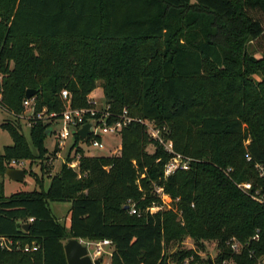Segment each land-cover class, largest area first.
<instances>
[{
	"label": "trees",
	"instance_id": "1",
	"mask_svg": "<svg viewBox=\"0 0 264 264\" xmlns=\"http://www.w3.org/2000/svg\"><path fill=\"white\" fill-rule=\"evenodd\" d=\"M0 74V106L14 116L0 124L12 139L0 152V264H67L70 238L110 240V264H208L203 241L216 243L214 264L264 255V204L237 186L264 190L254 167L264 162V0H0ZM98 81L108 120L132 118L119 152L81 155L78 172L63 163L45 188L41 165L39 189L6 195L10 162L42 157L53 133L40 119L23 133L26 90L34 115L59 114L63 89L70 107H89ZM134 118L154 123L188 169L165 177L171 154ZM50 202L69 203L68 225ZM185 237L195 248L169 253Z\"/></svg>",
	"mask_w": 264,
	"mask_h": 264
},
{
	"label": "built area",
	"instance_id": "2",
	"mask_svg": "<svg viewBox=\"0 0 264 264\" xmlns=\"http://www.w3.org/2000/svg\"><path fill=\"white\" fill-rule=\"evenodd\" d=\"M0 74V79H1ZM61 96L65 101V109L60 112L59 114L55 112L45 113V109L40 112H37L35 115L33 113V98H26L23 101V106L25 109L29 108V116L27 118L28 126H30L33 119L35 120H47L54 123L53 132H55V137L57 141H59L60 145L66 144L67 140L70 139V145L73 143V136L77 133L78 129L84 125L85 123H90L89 132L85 138H81L79 140V146H86L92 148H103L104 142L103 137L104 135H112V134H119L121 128L126 125L130 120L126 114V110L124 109L121 116L112 119L109 121V117H111V113L108 111V107L104 105L103 107L98 108L95 106L96 101L92 99V97H88V102L91 103L92 106L89 107H82V108H72L70 107V95L66 89L61 91ZM0 100H1V92H0ZM99 114V115H98ZM89 115V119L85 120V117ZM98 115V116H97ZM141 123H143L147 129V132L150 138L157 140L161 145H163L164 149L171 154V157L164 165V176H168L173 173L177 169H188L189 167V158L183 156L180 153H176L173 150L171 140L164 141L162 135L160 134L159 128L148 120H141L135 119ZM57 128V129H56ZM69 149V148H68ZM74 153L70 159H66L65 157L62 158V163H65L68 167L72 168L76 172L79 169V162L81 155ZM247 160H250L251 157L246 154L245 155ZM26 160H12L10 162V166L14 165H21ZM254 167L257 171L258 177L264 180V162H256ZM237 186L244 191L245 193L249 194L250 197L259 202L264 204V190L263 185H257L253 187L250 182H245L241 184H237ZM253 189V190H252ZM156 192L160 195L162 202L168 204L170 198L168 195L162 192L161 188H157ZM151 211L155 210V207L150 209ZM131 212L134 213L135 209L131 208ZM29 220H32L30 218ZM84 243L88 246L93 244L94 251L92 253L93 257H97L102 252L111 254V251L105 250L104 246L111 245V241L108 239H101L96 241H87L85 240ZM230 248L234 252H238L240 250V243L236 241L234 238L228 240L227 242ZM35 248V247H33ZM27 249V248H25ZM222 264H234L231 261L223 260L221 261ZM257 264H264V255H261L257 258Z\"/></svg>",
	"mask_w": 264,
	"mask_h": 264
},
{
	"label": "rangeland",
	"instance_id": "3",
	"mask_svg": "<svg viewBox=\"0 0 264 264\" xmlns=\"http://www.w3.org/2000/svg\"><path fill=\"white\" fill-rule=\"evenodd\" d=\"M89 98L92 97L94 101H96L95 106L98 108L103 107L104 100H103V92L100 85V82H97V87L92 91V93L89 94ZM29 108L25 109L24 113L20 116L21 120V126L23 133L28 137L29 133V126L27 122V118L29 116ZM14 116L9 113L6 109H4L2 106H0V124L5 120H13ZM57 129V128H56ZM55 132L50 134L44 139V147L46 148V153L43 154L42 157L34 158V160L26 159L21 165H14L9 167H15V168H22L25 171V177L24 180L21 182L14 181L10 179L8 176H5L3 179L4 182V193L6 195H9L16 191H30L33 189H39L38 186L34 182V176L33 174L37 175L38 177H41V173L43 172L40 169L41 165H44L45 171L43 172V187L45 188L49 182V176H52L54 173H56L62 163V158L65 157H72L73 152L80 154V155H88V156H97V155H114L117 154L119 151L117 150V144L120 143V135L118 133L112 134V135H104L103 142L104 147L103 148H92V147H86L79 146L80 143L72 144L71 148H69L70 145V139L67 140L66 144L60 145L59 141H57L55 137ZM12 139L9 136L8 132L0 127V152L2 151L3 147L6 145H11ZM55 148L57 149L56 151ZM80 149L81 151H79ZM147 150L149 152L153 151V145H149L147 147ZM77 154V155H78ZM48 177V178H47ZM49 206L52 210V213L59 219L61 223H64L68 225L69 223V216H68V208L69 203L67 202H50ZM85 240H81L82 243H84ZM85 244V243H84ZM204 245V251H201V255L205 257H209L213 260V258L216 255V243L215 241H203ZM88 253L89 255L95 259L98 257L102 258L101 264H110V254L109 253H101L97 257H93L92 253L94 251L93 244L88 245ZM105 250L112 251L113 246L112 245H106L104 246ZM177 248H195V244L193 240L190 237H185L182 242L176 243L174 245H171L168 248L169 253L175 251Z\"/></svg>",
	"mask_w": 264,
	"mask_h": 264
},
{
	"label": "water",
	"instance_id": "4",
	"mask_svg": "<svg viewBox=\"0 0 264 264\" xmlns=\"http://www.w3.org/2000/svg\"><path fill=\"white\" fill-rule=\"evenodd\" d=\"M34 94L35 90L33 89H27L25 93L26 98H32ZM89 128L90 123H85L78 129L77 134L81 138H85ZM5 173L10 179L18 182L23 181L25 177V171L22 168L8 167ZM63 247L67 264H101L102 258L93 259L88 253L87 245L82 243L80 239L70 238L66 240ZM208 264H214L211 258L208 259Z\"/></svg>",
	"mask_w": 264,
	"mask_h": 264
},
{
	"label": "crops",
	"instance_id": "5",
	"mask_svg": "<svg viewBox=\"0 0 264 264\" xmlns=\"http://www.w3.org/2000/svg\"><path fill=\"white\" fill-rule=\"evenodd\" d=\"M92 93V92H91ZM117 150L119 151L120 150V143L119 144H117ZM80 240H82V239H80ZM83 241V240H82Z\"/></svg>",
	"mask_w": 264,
	"mask_h": 264
}]
</instances>
